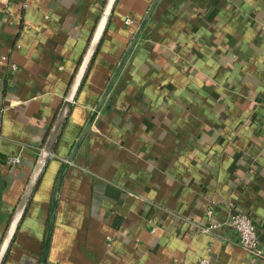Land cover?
<instances>
[{"label": "crops", "instance_id": "crops-1", "mask_svg": "<svg viewBox=\"0 0 264 264\" xmlns=\"http://www.w3.org/2000/svg\"><path fill=\"white\" fill-rule=\"evenodd\" d=\"M150 2L116 0L2 264L41 263L55 181ZM105 3L0 0V243ZM234 209L264 252V0H159L62 177L46 264H264Z\"/></svg>", "mask_w": 264, "mask_h": 264}, {"label": "water", "instance_id": "water-1", "mask_svg": "<svg viewBox=\"0 0 264 264\" xmlns=\"http://www.w3.org/2000/svg\"><path fill=\"white\" fill-rule=\"evenodd\" d=\"M159 0H151L149 6L147 7L142 19L140 20L136 31L134 32L131 40L129 41L121 59L119 60L117 66L115 67L112 75L110 76L107 85L105 89L103 90L100 98L98 99L93 111L91 112L90 116L88 117L85 125L83 126L75 144L73 145L66 162L64 163L56 181L54 184V188L52 191L51 196V207H50V216H49V222L48 227L45 235V241H44V249H43V255L41 259L40 264H46L47 260V251H48V244H49V238L53 223V217L55 212V205H56V199H57V193L58 188L60 185V182L62 180V177L71 161L73 160L76 152L78 151L79 147L81 146L85 136L87 135L97 113L102 108L105 100L107 99L109 92L111 88L113 87L115 81L117 80L121 70L123 69L131 51L133 50L135 44L137 43L138 39L140 38L142 32L144 31L157 3ZM116 0H106V3L104 5L103 11L99 17V20L97 22V25L95 27V30L93 32V35L89 41L88 47L79 63V66L77 68V71L71 81V84L69 86V89L66 93V96L59 108L58 114L55 118V121L50 129V132L46 138V141L42 147V150L39 154V157L37 159L35 168L29 178V181L23 191V194L19 200V203L10 219V222L8 224L7 230L4 234V237L0 243V264H2L3 259L5 257V254L12 242V239L14 237V234L16 232L17 226L26 210V207L28 205L29 199L31 197V194L33 193V190L37 184V181L46 165V162L52 153L53 147L58 139L59 133L65 123V120L67 118V115L71 109L72 103L75 99V96L79 90L80 84L84 78V75L89 67V64L94 56V54L97 51L98 45L103 37V34L105 32L107 23L109 21L110 14L113 10V7L115 5Z\"/></svg>", "mask_w": 264, "mask_h": 264}, {"label": "built area", "instance_id": "built-area-1", "mask_svg": "<svg viewBox=\"0 0 264 264\" xmlns=\"http://www.w3.org/2000/svg\"><path fill=\"white\" fill-rule=\"evenodd\" d=\"M127 24L132 23L131 19H126ZM11 68H15L12 64ZM6 162L9 165L15 166L21 162L19 155H11L6 158ZM207 215H211V211H207ZM227 225L233 230L236 236V243L240 246L247 254L255 258H263L264 252L261 246V239L257 230V227L249 216L248 213L242 210H233L230 212V216L227 220ZM211 227H201V231H209ZM151 230H155V226L151 227ZM199 264H212L208 259H201Z\"/></svg>", "mask_w": 264, "mask_h": 264}, {"label": "trees", "instance_id": "trees-1", "mask_svg": "<svg viewBox=\"0 0 264 264\" xmlns=\"http://www.w3.org/2000/svg\"><path fill=\"white\" fill-rule=\"evenodd\" d=\"M105 31H106V29H105ZM104 33H105V32H104ZM103 35H104V34H103ZM100 43H101V41H100ZM100 43H99V44H100ZM98 47H99V45H98ZM97 50H98V48H97ZM96 54H97V52L94 54V56H93V58H92V60H91V62H90V64H89V67H88V69H87V71H86V73H85V75H84V78H83V80H82V82H81V84H80L79 89L81 88V86L83 85V83L85 82V80H86V78H87V74H88V72H89V70H90V67H91L92 63L94 62V59H95ZM55 144H56V143H55Z\"/></svg>", "mask_w": 264, "mask_h": 264}]
</instances>
